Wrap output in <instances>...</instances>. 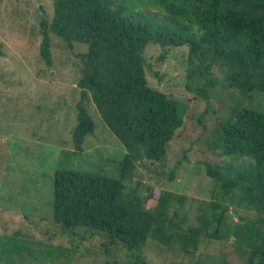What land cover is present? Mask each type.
Instances as JSON below:
<instances>
[{"label": "trees", "instance_id": "16d2710c", "mask_svg": "<svg viewBox=\"0 0 264 264\" xmlns=\"http://www.w3.org/2000/svg\"><path fill=\"white\" fill-rule=\"evenodd\" d=\"M51 6L50 20L39 21L45 64L50 65V33L69 51L73 43L86 46L74 54L79 100L73 150L63 156L77 158L84 137L93 134L87 100L125 150L113 177L56 168L52 220L65 229L94 232L105 240L104 253L117 247L132 264H143L146 242L192 257L201 238L242 247L245 264H264V110L251 106L253 96L264 99V0H51ZM149 44L186 48L187 90L206 98L217 83L209 77L215 70L221 86L246 100L229 108L207 139V150L218 158L214 165L203 163L213 182L207 202L165 190L143 195L139 184H124L138 164L165 159L186 111L185 103L147 85L143 50ZM199 80L202 86L190 87ZM230 207L254 218L232 223Z\"/></svg>", "mask_w": 264, "mask_h": 264}, {"label": "rangeland", "instance_id": "374dc122", "mask_svg": "<svg viewBox=\"0 0 264 264\" xmlns=\"http://www.w3.org/2000/svg\"><path fill=\"white\" fill-rule=\"evenodd\" d=\"M51 0H0V264H132L123 250L115 247L104 253L105 240L83 228L65 229L52 220V174L56 168L101 172L116 176L117 164L125 150L107 130L89 100L84 107L94 123L91 136L83 139L77 158L64 156L73 150L70 134L75 125V104L79 100L76 82L80 64L74 56L85 45L65 43L50 33V65L39 56V21L50 20ZM185 47L143 50L147 85L168 97L185 103L181 127L167 145L161 163L144 161L134 169L130 188L146 195L151 189L209 201L213 182L203 163L214 165L218 158L207 150V139L216 122L229 108L241 104L234 90L216 84L202 98L186 85ZM203 81L192 85L202 86ZM192 89V88H191ZM251 106L264 110V99L251 98ZM64 155V156H63ZM180 161L172 181L169 172ZM142 188V189H140ZM147 207L152 203L147 202ZM232 223L251 220L253 214L230 207ZM242 247L229 242L201 238L192 257L175 249L146 242L143 264H245Z\"/></svg>", "mask_w": 264, "mask_h": 264}]
</instances>
